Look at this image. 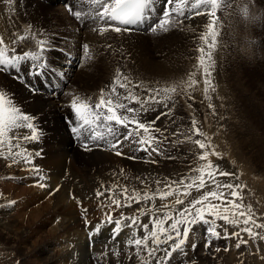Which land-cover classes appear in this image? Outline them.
<instances>
[{"label":"bare ground","instance_id":"obj_1","mask_svg":"<svg viewBox=\"0 0 264 264\" xmlns=\"http://www.w3.org/2000/svg\"><path fill=\"white\" fill-rule=\"evenodd\" d=\"M63 1L67 3L68 9L69 6H71L72 11L75 10V12L80 13L79 18L74 17L75 23L69 16L67 17L66 12L62 7L59 6L60 8H52V5L56 3L57 0H14V3L11 7L5 3V0H0V37L4 38L6 45L11 47V41L15 39L16 36L20 35L27 36V39L19 42L17 45L19 52L26 50H38L39 41L42 39V37H44V40L50 45L48 51L45 53L47 67L44 68V70L39 75L35 73V70L32 69L30 64L27 62L22 63L24 66L23 70L26 74L24 80L17 79L15 76H10L6 73V71L0 72V90L6 91L9 94H14L21 104L25 106L32 114L40 117L38 122L44 128L46 135L38 144L29 145V148L30 150H43V155L36 158L35 165L41 169V174L46 177V179L41 181V183L47 184L46 188L37 186L36 175L28 170L30 167H32V165H25L22 161L20 163L14 164L11 158L0 157V186L6 189L7 193H10L11 196H13L10 199L12 200L14 198L17 199L16 201H18L22 197L23 201H20L29 204L35 196H39V201L36 202V206L33 208L29 207L31 209H27L29 210L28 214H24L22 218L18 216L20 212H12V208L4 206L3 203H1L0 198V228L4 230L9 229V231H11V222H13L14 219L20 220V218L21 221L26 222V227H28L29 230L34 227L41 228L42 225L45 224L49 226V230L45 234L47 235L46 238L50 237V235L51 237H54L55 235L56 237L58 236L51 241H46L48 244H45V246L42 247L43 256L41 258H44L46 264L54 262H58L57 264H59V262L68 264L65 261L68 260L69 257L72 258V253H79L78 256H82L86 261L89 259V262L92 264L94 261L90 255V252H88L89 250L87 248H89V243L86 238H90L92 236L91 233L94 231L95 226H93V224L95 222H91L90 224L86 225L80 224L78 221L80 219L79 215L81 216L83 213L81 211L86 209L88 212L93 200L95 202V200L97 201L103 198L109 203L112 202L111 199H108L107 193L104 197L97 198V189L103 191L104 188L118 185L119 188L117 191H119L125 185H127L129 194H131L132 189H136L140 192L141 196H143L145 190H147L149 194H151L152 191H155L157 187L155 184L156 179L168 177L179 180L182 175L188 173L185 171V169H183L182 172L174 173L172 171L171 164L181 162L185 166L196 168L201 164L206 163V161H198L196 159V155L201 150L194 144L193 141H186L185 143L177 144L175 146L171 144V133L174 132L177 127H182L185 123H188L191 128V121L192 119H195L198 122L197 128H199L202 135L195 136L193 139H201L204 143L209 145L206 149L208 152L210 147L215 149L209 152V154L213 157L211 161H213V163L219 164L222 170L225 169L227 165L229 166V163L232 162V154L234 155L235 150L232 149V145L228 143H221L215 138H209V141L206 142L202 129L203 125H201V122L202 119L204 117H208V115L211 120L224 121L231 115L230 108L234 109L237 104L236 108L238 107L239 109V106H241V103L243 102L241 95L242 91H240L237 87H234L232 81L233 69L239 68V63L237 62L239 56L233 52H230L232 50L231 47L234 44L232 34L236 24L233 18L223 15L220 12V9L217 10V15L220 17L221 27L218 29L220 31V36L218 37L219 47L218 50L213 54V59L215 60V70L213 73V86L215 87V95L209 97L208 92L205 93L204 91V80L200 77L203 70L202 68H196L197 56L199 55L196 49L201 44V41L199 40V34L206 31L204 25L208 23L207 16H200L195 17L192 20H185L183 25L179 27L175 25L170 26L168 31H164L167 32L165 35H159V37L155 39V42L152 43L148 42L150 34H157L163 30L158 29L154 32L149 31L147 24H145L146 26L143 29H139V27L131 32L111 34L110 32L113 31L108 30L101 33L100 28L104 25L100 23L97 17L99 10L103 6L102 0ZM257 3H260L261 12H264V0H257ZM164 4L165 0H156L157 10L161 9ZM55 9L60 10V12H57ZM159 18V11H154L149 23H153ZM89 25H91V27H89ZM91 28H96V33H93ZM125 33L130 34L127 35ZM138 33H146V36H141ZM104 36H111L114 38L120 36V38L126 39V42H119L117 47H115V43L109 42ZM137 40H139L138 47L133 45V43H135ZM208 42L211 43L210 37ZM84 45L89 46L88 53L85 52L83 47ZM109 45L111 47H109ZM62 50H65L66 55L67 53L72 54V56L75 58L74 62L63 61V57L59 53V51L62 52ZM228 53L229 55H227ZM76 59H79V62H76ZM75 63L78 64L74 66ZM118 68L128 77L129 81H131L129 87L132 88L134 94L138 95L141 99L148 95L146 90L148 88L156 89L175 87L177 84L181 86L177 89L176 93L168 94L171 96V100L165 101V103L168 105V108L172 109L171 116L162 117L161 121H158L156 124L157 127L162 129L167 126L169 134V142L167 144L169 152L167 155L173 156L174 159H168L166 156H156L153 154V158L156 159L158 163H145L144 160L147 159L146 154L143 152H135L134 147L132 146L124 147V155L117 156L114 151L109 150L108 145L104 144L103 142H100V146H96V144L90 142L89 146L92 148V150L86 151L82 147L81 142L78 141L74 135H70V124L66 122L65 118L68 120L73 118L72 109L68 107L72 96L75 95L86 98L91 97L93 102H95L100 96V90L108 89V86L105 85L108 83L111 77L112 79L109 85L112 83L113 77L116 75V70ZM63 72H65V74L62 76ZM193 72H195V76L192 77V79H194L197 83L190 86L189 75ZM49 73H52V76H49ZM49 79H55L59 85V88L63 89V91L61 93L56 92V96L53 94L42 95L41 91L46 90L44 89V85L48 87L52 86L49 84ZM63 80H67V82L64 83ZM133 85H139V87H133ZM29 86L38 89V93L36 95L31 94L28 90ZM117 90L121 93L124 92L123 89ZM209 91L212 92V89L210 88ZM179 92L186 95L178 96L177 93ZM187 94L189 95L188 97ZM206 96L209 98H206ZM162 97L163 94H161L158 99ZM54 98L55 101L53 100ZM179 98H181L185 106L197 108L202 113V115L194 117L195 115L199 114L197 111H195V109L192 110L193 114L195 115L189 113L183 114V112L181 113V111L176 107V101L178 102ZM61 102H66V106L62 105V108H59ZM209 104L214 106V108H212V114H207L205 112L207 108H210ZM130 106L139 107V105L136 104ZM219 106L221 109H226V111L223 113L224 117H221V113H216V109ZM156 107H158L160 111L166 110L163 108V105ZM158 114L159 111L150 112L142 119L151 120L154 119ZM183 115H186L187 119L182 117ZM173 120L175 121L174 124L171 122ZM243 138L245 139L246 137ZM178 139H183V137H178ZM237 140L235 139V141ZM244 142L241 144L244 145ZM261 148L258 147V149ZM254 149L255 148L252 146L249 147V149L246 148V151L252 156L255 152ZM213 151L220 153L223 158L220 159L216 155L212 154ZM5 155H7V151L5 152ZM132 155L139 157V159L133 160L127 158V156ZM210 158L211 157H208V159ZM17 159H19V157H17ZM238 159L236 160V163L239 162ZM244 162H246L242 164L244 167L248 168V170L249 168L251 170L253 169V162H250L249 159ZM262 162V165H264L263 160ZM3 163L8 169H16L17 172L26 174L24 183L31 182L30 189L27 187V185L23 187L20 185H15L14 182L12 184L10 180H3L5 173L7 176L14 174V171L12 170L3 169ZM258 163H260V161ZM255 170L253 169V171ZM195 175L199 174L195 173ZM137 177H140L141 179L147 177L148 180L144 185H142ZM262 184L260 182L259 185L263 187ZM101 185H103L104 188H101ZM57 186H60L59 192L51 194ZM161 187H163L162 184ZM3 188L0 190V196H2L4 193L2 192ZM250 188L256 191L255 188H252V186H250ZM258 188L260 187L258 186ZM217 190L219 191V189ZM204 191L205 189H201L199 192H197L196 189L193 188L191 190V196L188 197L183 195L177 196V194H173L163 201L157 199L155 201V205L152 207V212H150L149 215L156 213V209L159 208L161 204L175 205V200L177 198L185 200V205H187L190 200L198 198ZM26 194L29 195L26 196ZM256 194V192L254 193V196L252 194L251 197H253V199L248 195H245L244 202L249 204V202H252L253 200V203L249 204L251 205V209L255 208L256 203L254 201L256 199ZM43 195H46V198L48 199L44 201L42 198ZM71 196H75L76 199H72ZM114 198L120 199L122 203L124 202V198L122 196H117ZM77 200H79V204L77 203ZM76 205L82 206L81 209H75ZM151 205V201L148 202V205L143 203L137 205L133 203L131 208H119V210L121 212L123 210L125 216H131L133 214L139 215L137 212L138 208L147 211L148 207ZM247 206L248 205L245 207ZM175 207L179 208L182 206ZM109 210L110 209H108V211ZM256 210L258 212L257 214H260L259 209ZM256 210H254V213ZM165 211H168V209H161V212ZM254 213L253 215H256ZM120 215L121 214L116 215L113 217V219L119 218ZM24 217H26L25 220ZM141 220L143 223L149 222V216H143L141 217ZM112 225H106L101 236L99 237L101 238L103 236H111V229L113 228L111 227ZM239 227L242 228L243 224H241ZM229 228H231V230H229L228 233L239 230L234 225H230ZM149 230H151V225L149 226ZM24 231L25 230H22V232ZM132 231L133 229L125 228L117 237V242L114 245L121 244L124 248L125 241L129 238ZM139 234L143 235L144 233L141 230ZM242 237L245 240L246 238L247 240L250 239L246 233H243ZM119 240L121 242L118 243ZM207 241L208 239H206V242ZM47 245L58 247L59 253H52V251L55 249L50 248ZM210 245L211 247H214L216 245V241L211 242ZM106 246L109 248L108 244L106 243L101 247L100 251H105ZM234 248H236V244L233 243V245H230L229 249ZM125 250L126 249H122V251H119V253L125 252ZM134 256L135 255L133 254V257ZM118 259L119 260L112 263L121 264L126 262V257Z\"/></svg>","mask_w":264,"mask_h":264},{"label":"snow or ice","instance_id":"obj_2","mask_svg":"<svg viewBox=\"0 0 264 264\" xmlns=\"http://www.w3.org/2000/svg\"><path fill=\"white\" fill-rule=\"evenodd\" d=\"M5 3L11 7L14 0H5ZM227 3L228 0H165L163 7L157 10L156 0H102L103 6L99 10L97 19L104 25L100 28L101 33L108 30L121 33L134 31L145 24L148 25L149 31L154 32L158 29L168 31L170 26H182L185 20L207 16L208 23L204 25L206 31L199 34L201 44L196 49L199 53L196 68H202L203 70L204 91L207 93L210 88L213 92L215 91L213 86V73L215 70L213 54L219 47L218 37L220 31L218 29L221 27L217 10L226 7ZM68 10L72 11V7L69 6ZM154 11H159L160 18L153 23H149ZM248 11L249 9L245 5L237 7V15L241 19L248 16ZM75 15L79 16L80 13L76 12ZM209 37L211 43L208 42ZM25 39H27L25 35L16 36L11 41V47H9L5 44L4 38L0 37V72L14 71L23 62L29 63L37 75L47 67L45 53L50 47L48 42L41 39L38 50L19 52L17 45ZM83 47L87 51L89 46L84 45ZM109 47L111 46L109 45ZM194 76L195 72L189 75L190 86L197 83L192 79ZM17 79L23 78L17 73ZM130 83L128 77L118 68L108 89H101L100 96L95 102L91 97L72 96L68 107L72 109L73 118L71 120L65 118L66 122L71 125V132L81 142L86 151L92 150L89 146L90 142L96 144V146H100V142H103L117 156L124 155V147L132 146L135 152L146 154L145 163H158L153 158V154L174 159L173 156L167 155L169 152L167 126L162 129L157 127L156 124L161 121L162 117L171 116L172 109L168 108L165 101L171 100L172 98L168 94L176 93L181 86L177 84L175 87L148 88L146 89L148 95L141 99L129 87ZM133 87H139V85H133ZM117 89H123L124 92L121 93ZM28 90L33 95L38 93V89L31 86ZM161 94H163V97L158 99ZM133 104L139 105V107L130 106ZM159 105H163L166 110L160 111L156 107ZM209 107L214 108L212 104H209ZM157 111H159V114L154 119H142L148 113ZM39 119L40 117L32 114L14 94L0 90V157L11 158L14 164L22 161L25 165H32L28 170L36 175L37 186L46 188L47 184L41 183L46 177L41 174V169L35 165L36 158L43 155V150H30L29 148V145L38 144L46 135L44 128L38 122ZM171 122L175 123L174 120ZM197 123L195 119H192L191 128L187 131L182 127H177L171 133V144L175 146L186 141H193L201 150L196 155V159L206 161V163L196 168H190L189 172L182 175L179 180L168 177L156 179L155 184L157 187L155 191L149 194L145 190L143 196L136 189H132L131 194H129L127 185L119 191H117L118 185L107 188L101 185L104 190L97 189V198L104 197L107 193L108 199H111L117 208H131L133 203L148 205L149 201L152 202V205L148 207L147 211L138 208L139 215L125 216L121 212L119 218L113 219V216L108 214L106 220H101L95 225L91 235L99 234L105 225L115 224V227L111 229L110 241L116 242L117 237L125 228L133 229L131 235L125 241V247L135 249L134 255L142 260V264L143 258L140 256L142 251L146 252L155 264H170L174 254L177 252L183 253V246L190 232L198 224L206 226L207 236L217 239L221 238V233L217 231L216 220H222L227 224L236 226L239 229L236 232L228 233L227 229H224L225 235L223 238L235 237L237 239L236 248L238 249L241 245H247L248 243L247 240L243 239V233H246L253 240L257 238L259 233L254 231L253 228L264 229V223H258L257 220L260 217L254 218V215L249 214L251 205L245 207L243 204V197L240 195V191L243 189L239 183L220 182L219 177L233 176V173L222 170L219 164L208 159L209 152L206 149L209 145L201 139H193L195 136L202 135L199 128H197ZM178 137H183V139H178ZM6 151L7 155H5ZM212 154L220 159L223 158L220 153L215 151ZM127 158L139 159L135 155L127 156ZM195 173L199 175H195ZM137 179L140 180L142 185L148 180L147 177L144 179L137 177ZM161 184L163 187H161ZM213 185L219 191H204L198 198L190 200L187 205H185V200L177 198L175 205L161 204L156 209V213L149 215L157 199L163 201L173 194L188 197L191 196L193 188L199 192L201 189ZM59 190L60 186H57L51 194L59 192ZM117 196H122L124 202L122 203L120 199L114 198ZM71 198L76 199L75 196H71ZM212 201H218V203ZM10 203L15 202L11 201ZM77 203H80L79 200H77ZM175 206L183 207L177 208ZM161 209H168V211L161 212ZM143 216H149V223L142 222L141 217ZM241 224H243L242 228L239 227ZM150 225L151 230H149ZM141 230L144 233L143 235L139 234ZM259 238L264 239V236H259ZM149 241H151V244H149ZM210 244L211 240L209 239L205 246L208 247ZM192 247L195 248V244ZM118 248L119 245L113 250L117 257L119 256ZM108 254L106 246L105 251L100 256L103 258ZM132 256L133 253H129L130 260Z\"/></svg>","mask_w":264,"mask_h":264},{"label":"rangeland","instance_id":"obj_3","mask_svg":"<svg viewBox=\"0 0 264 264\" xmlns=\"http://www.w3.org/2000/svg\"><path fill=\"white\" fill-rule=\"evenodd\" d=\"M20 1H22V0H20ZM26 1H28V0H26ZM240 5H245L249 9L248 16L243 18V19H241L237 15V7ZM59 6L63 8V5L61 3H58V0H57V2L52 5V8H55V7L60 8ZM55 10L57 12H60V10H57V9H55ZM220 12L223 15H227L228 17L233 18L235 20L236 26H235L233 34H232L234 44L231 47L232 50L231 51L229 50V51L233 52L237 56H239V58L237 60V62L239 63V68L233 69L232 81H233V86L237 87L240 91H242L241 95H242V101L243 102L241 103V106H239V109H238V107L236 108L237 104H236L234 109L230 108L231 115L228 119H225L224 121L223 120L222 121L211 120L209 115H208V117H204L202 119L201 125H203L202 129H203L204 138H205L206 142L209 141V138L210 139L215 138L218 141H220L221 143L231 144L232 149L233 150L235 149L234 155L232 154V159H231L232 162L229 163V166L227 165V167H225L226 170L223 169L225 171L233 173L234 175L229 176V177H219V180L221 181V183H227V182L239 183L243 189L242 191H240L241 192L240 195L243 197V204L244 205L245 204L249 205L250 203H253V200H252V202H249V204L244 202L245 201V195H248L250 198L253 199V197H251V196H252V194L254 196V193L256 192L257 193L255 195L256 199L254 201L256 203L255 208L259 209L260 214H257L258 212L255 208H252L251 209L252 212H250L249 214L253 215L254 210H256L254 213V214H256V215H254V218L260 217V219L257 220V222L258 223H260V222L264 223V218H263L264 217V189H263V187H264V185H263L264 184V182H263L264 181V174H263L264 173V165H262L263 164L262 160L264 161V149H263L264 148V121H263L264 120V21H263L264 20L263 19L264 18V12L263 11L261 12L260 3H257V0H228L227 6L222 7L220 9ZM66 15H67V13H66ZM67 17H68V15H67ZM74 23H75V21H74ZM89 27H91V25H89ZM91 29L90 30L93 33H96V31H97L96 28H91ZM110 33L116 34L117 32L113 31ZM165 33H167V32L160 31L157 34L156 33L150 34V38H148L149 39L148 42L154 43L155 39L158 38L159 35H165ZM125 34L129 35L130 33H125ZM138 34H140V33H138ZM140 35L146 36V33L140 34ZM104 37L109 42L115 43V47H117V44H119V42L120 43L126 42V39L120 38V36L115 37V38L111 37V36H104ZM42 39H44V37H42ZM138 44H139V40H137L135 43H133V45H135L136 47H138ZM85 52L88 53V49H87V51L85 50ZM59 53L61 54V51H59ZM64 53L66 56V52H64ZM229 53L227 55H229ZM75 61L79 62V59H76ZM77 64L78 63H75L74 66H76ZM64 74H65V72H63L62 76ZM48 75L52 76V73H49ZM55 75H56V72H55ZM200 77L203 78L202 73H201ZM111 79H112V77H111ZM111 79L108 81V83L105 86H109ZM203 83H204V81H203ZM68 86H71V85H68ZM238 86H240V87H238ZM44 89H49V87L44 85ZM74 89H75V87H74ZM177 95L182 96V95H186V94L179 92V93H177ZM208 95H209V97H212L213 95H215V93L213 91L212 92L208 91ZM188 96L189 95L187 94V97ZM209 97L206 96V98H209ZM55 98L53 99L54 101H55ZM249 101L250 102L252 101V102L250 103ZM65 103L66 102H61L59 105V108H62V105L66 106ZM250 105L252 106V109H251ZM176 107L181 111V113L183 112V114H186V113L193 114L192 110L195 109V111H197L199 114L198 115L193 114V115H195L194 117L202 115V113L197 108H191V107L185 106L183 104V101L181 100V98H179L178 102L176 101ZM240 108L241 109L243 108V109L241 110ZM225 111H226V109H221L220 106L216 109V113H218V114L221 113V117H224L223 113ZM205 112L207 114L208 113L212 114L213 110H212V108H209V109L207 108L205 110ZM249 115H251V116H249ZM237 116H240V117H237ZM182 117L187 119L186 115H183ZM249 119H251V120H249ZM252 123H255V124H252ZM185 124H184V126H182V128L185 129V131H187V129L190 128V125H188V123H185ZM258 133H259V135H258ZM71 135H73L72 132H71ZM252 136L254 137V139ZM243 137H246V138L244 139ZM250 137H251V139H250ZM237 138H238L239 142H238ZM235 139L237 141H235ZM242 139H243V141H242ZM259 139L261 142L259 141ZM252 141H253V144H252ZM233 142H234V145H233ZM243 142H244V145L241 144ZM255 142L257 145L258 144L259 145L257 146L255 144ZM246 145H248V146H246ZM244 146L248 149H249V147H252V146L255 148L254 149L255 152L253 153L252 156L250 153L249 154L247 153L246 148ZM258 147L259 148L262 147V148L258 149ZM212 150H215V149L210 147L209 152H211ZM259 151H260V153H259ZM259 155H261V156L263 155V156L261 157ZM208 157H211L209 160H212V158H213L210 154ZM240 157H241V159H240ZM237 159L239 161V162H237L238 164L236 163ZM247 159H249L250 162L254 163L253 169L254 170L256 169L255 171H253V169L251 170L250 168H249V170H251V171H249L248 168H246L242 165L243 163H246L244 161H247ZM259 161L261 164L258 163ZM233 162H235V163H233ZM240 162H241V164H240ZM171 165H172V171L174 173L182 172L183 169H185L186 172H189V169L192 168V167L185 166L181 162L173 163ZM2 168L5 170L14 171L13 172L14 176L13 175L7 176L5 173V175L3 176V180H6V181L10 180V182L12 184L14 182L15 185H20L23 187H25L27 185V187L30 189V186H31L30 183L31 182L30 183L29 182L24 183L25 182L24 178L26 177V174H21V173L17 172L16 169H10V168L8 169L4 163L2 164ZM245 171H247V172H245ZM260 182H261V184L263 183L262 184L263 187H261L259 185ZM250 186H252V188H255L256 191L251 189ZM258 186L261 189L258 188ZM2 188L3 187L0 186V190ZM212 190H217L214 185L208 186L205 188V191H212ZM249 190H250V192H249ZM2 192H4V193L2 194V196H0L1 203H3V205L7 206L8 208L9 207L12 208L11 209L12 212H15V213L20 212L18 214V216H20L21 218L24 216V214H28L29 210H27V209H31V208L35 207L36 202L39 201V196H35L31 200V203L26 204V203L21 202V201H23L22 197L20 199L18 198L19 199L18 200L19 202H18V201H16L17 199H14V198L12 200L10 199L13 196H11L10 193H7L6 189L3 188ZM13 193H16V192H13ZM31 193H33V192H31ZM27 195H29V194H26V196ZM42 198L44 201L46 199H48V198H46V195L45 196L43 195ZM102 199L97 200L98 202L96 200L94 202V200H93L92 204L94 206L91 204V206L89 207L90 210L88 209V212L85 211V209L83 211H81V212H83L81 214V216H83V217H81L79 215L80 219L78 222H80V224H85L88 220H90L92 223L93 222L99 223V221H101V220H106L108 214H111L112 216L114 215L113 217H115L118 214H121V211L119 210V208H117L112 202L109 203L108 201H106L104 199L102 200ZM11 201H14L15 203H10ZM99 201H102L103 203L99 202ZM212 202L218 203V201H212ZM237 203H239V201H237ZM29 207H31V208H29ZM75 209L78 210V209H81V207L79 205H76ZM108 209H110V210L108 211ZM122 212H123V210H122ZM221 212H222V209H221ZM26 217H24V220ZM13 218H14V216H13ZM21 218H20V220L14 219V221L11 222V231H9V229L4 230V229L0 228V264H46L44 261V258H41L43 256L42 247L45 246V244H48L46 241H51L54 238H57L58 236L56 237V235H55L54 237H51V235H50V237L46 238L47 235H45V234L49 230V226H47L45 224H43L41 228L40 227H34L35 231H34V228H31L29 230L28 227H26L27 226L26 222L21 221ZM208 218L213 219L212 217H208ZM144 223H149V222H144ZM215 223L217 225V231H219L221 233V238L217 239L214 237L207 236L206 232H205L206 226L203 224L196 225L194 230H192L190 232L189 237H188L185 245L183 246L184 247L183 253L177 252L176 254H174L173 258L170 261V264H206V263L207 264H264V256H263L264 255V239L259 238V236H264V229L253 228L254 231H257L259 233V235L257 236V238L255 240H253L251 238L249 240H247V238H246V240L248 241L247 245H245V246L241 245V247L239 249L238 248L229 249L230 245H233V243L234 244L237 243V241H236L237 239L235 237H230L228 239L223 238L225 235L224 229L227 228V232H229V230H231V228H229L230 224H227L226 222H224L222 220H216ZM21 229L25 230V231L22 232ZM181 231H182V229H181ZM101 234L102 233L100 232L99 236H101ZM128 235H127V237H128ZM99 236L97 238H95V240L92 238L89 239L92 241H91V243H89L90 249L89 248H87V249L89 250L88 252H90V255L94 261V262H92V264H113L112 262L117 261V260H119L118 258H122V257H126V262H123L121 264H142V260L136 256H134V257L132 256L131 260L129 259V253L134 254L135 249L133 250V249H129L126 247L123 248V246L121 244H118L119 245L118 250L119 251H122V249H126V250H125V252H120L119 256L117 257L113 253L114 252L113 250L117 248V245H114V244H116L114 242H106L109 246V248L107 247L109 254L106 257L101 258L100 254L103 253L104 251L101 252L100 249L102 246H104V244H106L105 241L110 236H103L101 238ZM181 238H183V237H181ZM206 239H208V240L210 239L211 242L216 241V245L214 247H211V245L206 247L205 246L206 245ZM119 242H121V241L119 240L118 243ZM149 244H151V241H149ZM193 244H195V248L192 247ZM47 246L55 249L52 251V253H59L58 247H53L50 245H47ZM217 249H219V251H217ZM225 249H227V250H225ZM238 250H240V251H238ZM54 251H56V252H54ZM233 252H234V255H233ZM78 254L79 253H77V254L72 253L71 254L72 258L69 257L68 260H66L65 262H67L68 264H91V262H89V259L86 261L83 259L82 256H78ZM237 254H238V257H237ZM140 256L143 258V264H155L154 260L151 257L147 256L146 252L142 251L140 253ZM217 258H219V259H217ZM214 259H216V260H214ZM77 262H79V263H77ZM57 263L58 262H54V263H50V264H57ZM60 263L61 262H59V264ZM61 264H65V263L62 262Z\"/></svg>","mask_w":264,"mask_h":264}]
</instances>
